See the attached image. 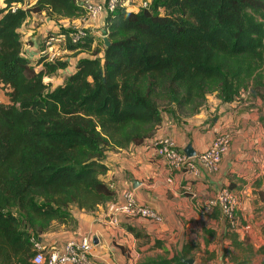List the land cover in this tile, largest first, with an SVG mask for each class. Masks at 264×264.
I'll use <instances>...</instances> for the list:
<instances>
[{
    "label": "trees",
    "instance_id": "trees-1",
    "mask_svg": "<svg viewBox=\"0 0 264 264\" xmlns=\"http://www.w3.org/2000/svg\"><path fill=\"white\" fill-rule=\"evenodd\" d=\"M150 1L148 9L107 15V48L93 37L68 46L73 56L89 57L51 88L45 77L65 72L69 62L26 58L19 29L31 14L73 21L85 11L75 0H36L12 12L24 0H3L0 92L8 102H0V264H31L29 237L66 223L71 206L93 213L112 201L102 179L107 153L151 139L167 108L193 116L210 95L224 104L245 93L264 100V0ZM226 224L232 249L262 256L264 264V246L238 242ZM193 249L185 244L171 259L141 264H184Z\"/></svg>",
    "mask_w": 264,
    "mask_h": 264
},
{
    "label": "crops",
    "instance_id": "crops-1",
    "mask_svg": "<svg viewBox=\"0 0 264 264\" xmlns=\"http://www.w3.org/2000/svg\"><path fill=\"white\" fill-rule=\"evenodd\" d=\"M75 1L81 7L84 0ZM130 1L137 6L141 0ZM107 15L103 12L96 20L83 22L96 31L92 36L95 42L102 40L100 35ZM80 19L58 21L76 26L81 23ZM22 40L25 39L21 37ZM88 57L81 53L78 59ZM66 60L69 62L67 57ZM253 102L242 96L240 100L224 104L210 96L203 109L193 116L180 115L174 107L167 108L151 139L107 153L108 172L102 179L113 186V200L93 213L71 206L69 220L63 224L53 222L48 231L39 235V240L48 248L61 250L71 240L87 238L95 264H141L147 259H171L185 244L194 247L191 256L198 249L203 254L214 252L218 263H223V252L232 248L228 237L232 232L219 210L209 208L208 203L221 189L232 185L242 228L235 233L237 241L258 250L264 246L263 242L258 247L254 244V239L264 236V100ZM222 132L230 133L231 140L214 174L202 170L200 177L187 178L181 172L169 171L154 153V142L161 137L171 139L181 151L190 145L195 154L201 153ZM126 190L134 193L137 203L154 208L162 222L121 217L118 226L111 225L109 210L122 201ZM244 227L249 229L243 231ZM190 259L197 264V258Z\"/></svg>",
    "mask_w": 264,
    "mask_h": 264
},
{
    "label": "built area",
    "instance_id": "built-area-1",
    "mask_svg": "<svg viewBox=\"0 0 264 264\" xmlns=\"http://www.w3.org/2000/svg\"><path fill=\"white\" fill-rule=\"evenodd\" d=\"M13 3L10 11L15 12L18 9L26 10L28 2ZM150 0H141L137 6L130 0H84L81 7L85 11V16L80 19L81 23L56 35L48 34L43 38L42 45L38 49V58H44L45 62L50 64L54 61H65L64 54L71 52L68 46H79L88 38L95 36L96 31L87 27L83 22L87 20L94 21L99 14H107L116 11L119 8L140 11L148 9ZM132 7L137 9H131ZM105 37L104 30L100 35ZM69 68V67H68ZM231 140V134L222 132L217 134L208 148L195 154L193 157H187L183 151L179 150L175 143L168 137H161L154 142V153L164 163L171 172H181L187 178H198L202 170L209 173H216L219 169L223 155L227 152ZM171 182V179L167 180ZM109 189H113L110 185ZM122 201L115 203L109 210L110 224L119 225L121 217L125 219L141 218L151 222L161 223L162 218L159 213L148 204H139L131 190L122 193ZM237 198L227 189H221L218 194L208 203V207L219 210L224 219L230 224L231 228L238 232L240 228L236 222L235 212L237 210ZM249 227H244L247 231ZM32 257L31 264H95L91 255V244L87 238L80 240H71L64 244L61 250L48 248L36 236H30L28 240Z\"/></svg>",
    "mask_w": 264,
    "mask_h": 264
},
{
    "label": "rangeland",
    "instance_id": "rangeland-1",
    "mask_svg": "<svg viewBox=\"0 0 264 264\" xmlns=\"http://www.w3.org/2000/svg\"><path fill=\"white\" fill-rule=\"evenodd\" d=\"M35 1L36 0H31L30 2H28V7H31L35 3ZM2 3H3V0H0V5H2ZM131 3H132V1H131ZM134 5H136V4H134ZM131 9H137V8L132 7ZM160 13L163 14L162 11ZM25 22H26L25 25L23 26V28L20 31L21 37L23 39H25V40H22V54L26 58H31L32 60L38 59V49H39V47H41L43 38L46 35L58 34L60 32H64L62 30H67L69 28L74 27V25L69 23V22H61V21L59 22L58 20L49 19L46 16V14H44V13H42V14H31ZM64 57L65 58L67 57L69 62H70L69 68L65 72H58L57 74L49 76V77H45V79H44L45 82H49V85L51 88H55L56 86L62 85L63 83L66 82V79L69 76V72H71L70 69L72 68L74 62H76L78 59V56L75 57V56H73V54H71L70 56L64 54ZM210 96H212L213 98H216L214 95H210ZM210 96H208V97H210ZM242 96H243V98H246V100L248 102H251V104H253L254 103L253 101H255V100L249 98L246 93L243 94ZM208 97H207V99H208ZM0 102H3V103L8 102L6 99L4 91L0 92ZM12 213L19 217L21 222H23V225H25V226H23L24 228L28 227V223L25 221V217L23 214H21L17 210H12ZM32 224H33V222H32ZM35 225H37V224L35 223ZM28 231H31V230H28ZM30 233H32V232H30ZM259 241H261V243H259ZM262 242L264 243V236L259 238V239L258 238L254 239V244H256L257 247L259 246V244H262ZM211 246L213 247L214 244L211 243L210 247ZM229 254H230V256L229 257L227 256V258L223 261V263L222 262L218 263L214 252L206 251L203 254L198 249L195 251L194 255H192V256L197 258V264H235L231 261V259H233V257H235L236 261H238V262H242V258H243V260L246 259L247 260L246 264H262V260H263L261 257H259L258 255L254 254V253L244 255L243 253H241L235 249H232V248L229 249Z\"/></svg>",
    "mask_w": 264,
    "mask_h": 264
},
{
    "label": "water",
    "instance_id": "water-1",
    "mask_svg": "<svg viewBox=\"0 0 264 264\" xmlns=\"http://www.w3.org/2000/svg\"><path fill=\"white\" fill-rule=\"evenodd\" d=\"M102 43L104 45L105 48H107L109 46V40L108 38L105 36L102 38ZM183 153L187 156V157H193L195 156V152L192 150L191 146L188 145L184 150ZM137 185L134 184V187H136ZM181 262H183L184 264H194V259H187V260H183L182 258L180 259Z\"/></svg>",
    "mask_w": 264,
    "mask_h": 264
}]
</instances>
